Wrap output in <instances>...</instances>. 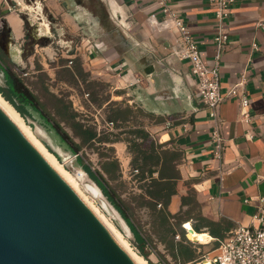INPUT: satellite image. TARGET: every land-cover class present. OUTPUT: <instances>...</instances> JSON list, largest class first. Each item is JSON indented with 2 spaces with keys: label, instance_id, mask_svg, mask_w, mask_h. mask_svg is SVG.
I'll use <instances>...</instances> for the list:
<instances>
[{
  "label": "crops",
  "instance_id": "0c3cea01",
  "mask_svg": "<svg viewBox=\"0 0 264 264\" xmlns=\"http://www.w3.org/2000/svg\"><path fill=\"white\" fill-rule=\"evenodd\" d=\"M209 1L168 3L191 30L204 60L212 64L217 23ZM109 2L113 26L117 31V26L121 27L127 42L124 49L103 43V48H108L99 50L104 51L103 56H98L100 52L94 48L89 52L94 56L93 65L96 70L105 66L107 73L112 71L120 85L115 90L134 93L129 102L136 100L154 118L155 135L165 160L154 176L158 178L162 171L166 177H174L171 179L175 183L176 194L171 196L168 211L172 215L180 213L182 199L193 198L183 208L194 207L192 220L184 228L190 223L201 233L197 240L217 245L238 227L252 224L257 201L264 197V0H236L227 25L229 42L220 65L222 93L238 81L244 82L242 92L249 99L250 118L244 119L238 98L227 97L219 106L217 123L196 96L190 63L175 55L180 48L179 33L163 16L161 7L154 0ZM30 7L37 10L40 4ZM4 9L0 19L8 21L14 39H21V19L0 4V12ZM75 14V20L84 28L85 23ZM151 15L156 16L157 24L149 22ZM148 70L151 73L146 74ZM118 97L123 98L122 94ZM216 124L226 143L220 161L214 159L211 143Z\"/></svg>",
  "mask_w": 264,
  "mask_h": 264
},
{
  "label": "rangeland",
  "instance_id": "374dc122",
  "mask_svg": "<svg viewBox=\"0 0 264 264\" xmlns=\"http://www.w3.org/2000/svg\"><path fill=\"white\" fill-rule=\"evenodd\" d=\"M34 3H39L40 8H31ZM0 4L3 8L10 7L9 13L18 16L24 28L21 39L12 37L3 44L7 52L0 47L3 65L21 78L38 99L43 112L60 123L81 148L71 150L43 125L41 116L30 111L27 117H23L0 95L19 114L46 153L74 178L92 208L87 205L119 243L128 253L148 264H181V259L172 256L179 245L196 252L197 260L189 264H198L214 255V242L199 243L197 236L201 233L196 232L190 223L184 228L179 219L163 220L160 206L155 208V203L146 194L150 185L149 171L153 170L157 156L162 153L155 135L154 118L145 113V107L142 108L136 100L129 102L134 93L116 91L120 85L113 72L107 73L105 66L96 70L91 60L94 56L89 53L94 48L98 51L108 49L103 48V43L109 45L107 47L116 44L118 35L112 33L114 28L108 25L111 13L108 0H85L86 8L93 10L103 24V28L93 36L89 25L84 24L85 30L75 20V7L68 0H0ZM4 12L5 9L1 10L0 16ZM23 17L29 20V24L22 20ZM35 27L37 33L47 38L33 42L28 34L34 35ZM117 27L122 31L120 26ZM108 32L112 33L111 36L106 35ZM99 52L95 51L98 56L105 54L104 51ZM0 87H5L1 77ZM121 94L123 98L118 97ZM116 113L121 114L116 117ZM76 124L82 127L74 130L72 125ZM85 129L96 131L99 135L97 141L84 143L81 133ZM142 132H147L148 137ZM112 159L119 163L118 167L111 168V175H105L107 183L117 194L133 228L148 242L145 249L148 257L141 255L132 228L83 167L85 164L93 171H102L104 163ZM89 186L95 189L97 196L89 191ZM183 228L188 232L184 233Z\"/></svg>",
  "mask_w": 264,
  "mask_h": 264
},
{
  "label": "water",
  "instance_id": "95a60500",
  "mask_svg": "<svg viewBox=\"0 0 264 264\" xmlns=\"http://www.w3.org/2000/svg\"><path fill=\"white\" fill-rule=\"evenodd\" d=\"M68 1L98 34V16L82 0ZM1 22L0 36L12 38L8 21ZM114 31L115 46L124 49V35ZM0 264H138L1 105Z\"/></svg>",
  "mask_w": 264,
  "mask_h": 264
},
{
  "label": "built area",
  "instance_id": "2783aa9c",
  "mask_svg": "<svg viewBox=\"0 0 264 264\" xmlns=\"http://www.w3.org/2000/svg\"><path fill=\"white\" fill-rule=\"evenodd\" d=\"M154 1L161 7L163 16L173 22L179 33L180 48L175 55L179 60L190 63L191 74L196 79V96L209 109L210 118L216 122L221 102L227 97H233L240 100L244 119L248 121L250 103L245 92H242L244 82L238 81L227 93H222L220 82L221 60L229 42L227 25L236 0L209 1L217 23L212 64L204 60L191 30L169 5V0ZM149 22L154 25L158 20L155 15H151ZM211 143L214 159L222 160L226 143L217 124L211 134ZM257 202V213L253 216L252 224L238 227L230 237L220 243L213 256L202 259L198 264H264V197H260Z\"/></svg>",
  "mask_w": 264,
  "mask_h": 264
},
{
  "label": "trees",
  "instance_id": "16d2710c",
  "mask_svg": "<svg viewBox=\"0 0 264 264\" xmlns=\"http://www.w3.org/2000/svg\"><path fill=\"white\" fill-rule=\"evenodd\" d=\"M0 70L5 73L4 77V85L5 87H0V94L8 101L23 117H27L30 110L38 113L42 119L44 120L43 125L51 130L55 136L59 139L60 142L68 145L71 150H79L81 148L80 144H77L73 141L70 135L65 131L62 125L55 120H53L50 116L45 114L40 107L41 104L39 103L36 96L32 94V92L25 86L24 82L21 78L14 73L11 69L5 67L3 65L2 60H0ZM119 114L116 113V117H119ZM128 121V120H127ZM82 126L80 124L72 125V128L80 129ZM77 130V129H76ZM146 137H148L147 132H142ZM81 137L84 143H89L92 141H97L99 135H97L96 131L92 129H85L81 133ZM100 140V139H99ZM115 143V142H112ZM164 153H160L157 156L156 164L152 168L153 170L149 171V182L150 185L147 187L146 194L147 196L155 203L154 207L160 206V215L163 220L173 218L179 219L181 222V226H183L186 222H191V214L193 212L194 207L191 209H183L189 201H192L193 198H183L182 199V209L180 213L176 215H172L168 211V205L171 199V196L176 194L175 190V183L172 181L171 178L174 177H166L165 173L162 171L159 172V176L154 177V174L157 173L158 168L165 165V160L163 158ZM163 160V161H162ZM118 161L116 159H112L111 161H106L102 166V171H93L89 166L84 164V170L89 175V177L96 183L99 187L103 195L107 198L109 203L120 213V215L124 218L127 224L132 228L134 232V236L136 238V242L140 247V253L144 257H148L149 253L146 252L145 249L148 247V242L141 236V234L133 228V224L130 221L127 213L125 212L121 201L119 200L115 191L108 185L107 179L105 177L111 175V168L113 166L118 167ZM169 178L168 181H163V179ZM196 232L200 231L194 226L192 227ZM184 233L186 230L183 228ZM199 243L202 242L199 239ZM220 246V242L217 243L215 250ZM176 253H172L174 259H181V264H187L189 262H193L197 259L196 252L193 251L191 248L186 247L184 245H179L176 249ZM150 252V251H149ZM165 264V263H164Z\"/></svg>",
  "mask_w": 264,
  "mask_h": 264
},
{
  "label": "bare ground",
  "instance_id": "6f19581e",
  "mask_svg": "<svg viewBox=\"0 0 264 264\" xmlns=\"http://www.w3.org/2000/svg\"><path fill=\"white\" fill-rule=\"evenodd\" d=\"M0 105L8 112V114L14 119V121L20 126V128L26 133V135L35 143V145L43 152V154L49 159V161L54 165V167L67 179V181L72 185V187L77 191V193L85 200V202L92 208L91 203L87 199V197L84 195L82 190L79 188L77 182L74 180V178L59 164H57L54 157L48 153H46L45 149L39 144V142L34 138V136L31 134L30 130L25 127L23 124V121L19 114L13 110V108L6 102L2 96L0 95ZM89 191L94 195L95 189L89 186ZM132 258L138 263V264H148L145 260L142 258H138L135 255H132L129 253Z\"/></svg>",
  "mask_w": 264,
  "mask_h": 264
},
{
  "label": "flooded vegetation",
  "instance_id": "af4514ba",
  "mask_svg": "<svg viewBox=\"0 0 264 264\" xmlns=\"http://www.w3.org/2000/svg\"><path fill=\"white\" fill-rule=\"evenodd\" d=\"M72 3H74V1ZM82 4H84L86 6L85 0H82ZM73 7H75V5H73ZM108 16H109L108 17V21H109L108 25H110V27H113L114 28V26H113V25H115L114 24V21L111 19V16L110 15H108ZM101 23H102V21H101ZM35 30H36V27H35ZM37 32H38V30L35 31V34L34 35H31L30 33L28 34V36H30V37L32 36L31 38L33 39V42H36V41L41 42L45 38H47L46 35H41V34H39ZM6 34H7V37H6ZM6 34L4 36H0V44L2 46H3L4 43H6L10 39V33L9 32H6ZM109 36H111V34Z\"/></svg>",
  "mask_w": 264,
  "mask_h": 264
}]
</instances>
